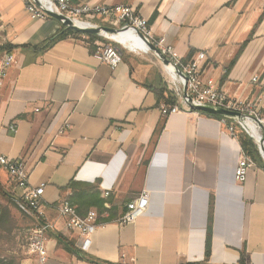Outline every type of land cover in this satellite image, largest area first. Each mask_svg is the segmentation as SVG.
Instances as JSON below:
<instances>
[{
    "label": "crops",
    "instance_id": "1",
    "mask_svg": "<svg viewBox=\"0 0 264 264\" xmlns=\"http://www.w3.org/2000/svg\"><path fill=\"white\" fill-rule=\"evenodd\" d=\"M83 1L135 7L149 18L155 38L165 37L183 60L204 51V74L264 112V0H74ZM98 19L116 28L111 18ZM61 25L53 17L33 19L23 0H0V45L39 44ZM108 36L123 42H113L123 53L116 68L72 37L42 54L12 50L17 61L1 86L0 155L23 159L31 186L45 184L42 201L55 231L76 246L78 233L54 209L62 199L98 189L118 218L149 191V207L134 222L112 220L91 236L85 252L103 262L178 264L182 255L206 264L213 199L209 264H237L243 249L250 264H264V161H253L245 181L238 180L235 171L246 153L221 118L197 112L164 118L148 85L166 83V64L148 45ZM6 53L0 51V61ZM72 180L74 189L62 191ZM0 183L19 196L1 163ZM74 204L80 213L87 210ZM47 264L96 263L50 236Z\"/></svg>",
    "mask_w": 264,
    "mask_h": 264
},
{
    "label": "built area",
    "instance_id": "2",
    "mask_svg": "<svg viewBox=\"0 0 264 264\" xmlns=\"http://www.w3.org/2000/svg\"><path fill=\"white\" fill-rule=\"evenodd\" d=\"M27 10L33 19L50 18V13H58L67 17L72 24L79 29L98 28L101 25L94 22L95 19L109 17L113 25L118 28L115 35L135 32L146 43V40L155 44L170 64L167 68L166 83L170 91L176 96V103L162 104L161 114L164 118L174 113L191 114L199 113L193 109L195 106H214L234 110L242 117L250 118L255 127L249 129L237 118L222 116L221 121L227 126L229 132L237 138L236 124L251 134L264 161V112L258 104L253 103L244 96L231 97L228 92L215 84L214 79L204 74L203 64L206 60L204 51L197 52L192 58L184 61L178 56L175 49L167 42L165 37L155 38L149 25V18L143 16L135 7L126 5H105L92 1L74 2V0H23ZM84 32V31H83ZM110 43L96 41L98 49L94 53L99 59L107 62L112 68H116L122 62L121 51L114 43H123L108 32L100 33ZM83 38H87L83 35ZM112 41V42H111ZM114 42V43H113ZM147 44V43H146ZM17 61L13 52H7L0 61V96L1 86L7 77L8 69ZM254 76L252 81H258ZM230 120V123H229ZM0 163L10 172L13 181L20 190L18 198L20 208L33 216L36 220L28 230L23 245L20 264H47L49 257L50 232L56 230V222L50 220L47 206L42 201L45 184L31 186L30 170L26 168L23 159H12L6 155H0ZM254 165L252 158L244 154L236 168V178L245 181L249 169ZM110 192L105 191L104 197H109ZM150 193L143 190L138 196L127 204V210L115 221L120 224L134 222L146 212L149 207ZM105 207L110 208L109 202ZM58 217L64 219L66 227L76 231L79 235L77 247L87 250L91 243V236L98 227L104 226L97 209H90L85 215L78 212L77 206L68 198H64L55 206Z\"/></svg>",
    "mask_w": 264,
    "mask_h": 264
},
{
    "label": "trees",
    "instance_id": "3",
    "mask_svg": "<svg viewBox=\"0 0 264 264\" xmlns=\"http://www.w3.org/2000/svg\"><path fill=\"white\" fill-rule=\"evenodd\" d=\"M156 12L153 15L156 16ZM264 14H262L263 16ZM83 35H86L87 38H83ZM74 38L77 42H82L86 44L90 51L92 53H95L98 49V46L95 44L96 41H101L103 43H109L101 34H95V33H89V32H83L79 30H74L72 28H69L65 26L64 24L61 25V29L57 31L54 35L47 38L43 42L39 44H22V45H15L12 43H6L0 45V51H7L12 52L13 49L16 48H22V49H32L36 51L39 54L45 53L46 51L50 50L52 47H54L59 41L67 39V38ZM245 46V43L241 46L239 51L236 53L235 57L231 61L230 65L227 67L225 75L223 78H226L229 71L237 61L238 57L240 56L243 48ZM195 52L194 49H191L189 58L193 55ZM189 60V59H187ZM186 59L184 61H187ZM148 87L152 88L156 98H157V104L158 106H161L162 104H174L176 103L177 99L175 94L169 90L166 83H160L156 86H150ZM200 114H207L211 116H215L218 118H222V116L210 114L206 112H199ZM230 123V120H229ZM160 129H157L156 133H158ZM236 133L237 137L240 141V144L242 146L243 151L249 155L253 161L255 162H262V157L259 153L258 147L254 141V138L251 134H249L247 131H245L241 126L236 124ZM99 181L97 180L95 184H93V188L98 187ZM75 182L72 180L67 186L62 187V191H65L67 189H74ZM0 196L2 197H8L11 206H4L0 203V239L4 240V243L1 242L0 246V264H20V260L22 258V252H20V255L16 254H6V251H8V248H5L6 242L10 245L13 241H15V237L12 236L16 225L14 220L11 216V207L18 210V212L21 214V216L26 221L25 226V234L28 232V230L32 227L33 223L35 222V218L31 216L30 214L23 211L18 202V198L8 192L0 183ZM70 199L73 203H75L76 200H78L82 206L87 205L86 213L90 210L91 207H95L100 215H104L105 213H108L107 217L102 218L103 221L109 222L112 220H116L117 218H113L115 216V209L114 206L107 208L105 207V203L110 201V199H104L100 196V192L98 189L95 190V192L89 194H86L84 192L78 193L77 195L71 196ZM75 200V201H74ZM80 205V206H81ZM48 209V208H47ZM54 209H56L54 207ZM78 209V208H77ZM127 210V207H126ZM125 210V211H126ZM78 212L80 213V209H78ZM85 212H81V215H85ZM212 212H213V199H211V206H210V215H209V222H208V229H207V236H206V246H205V262L206 264H209L210 258H211V252H212ZM50 236L55 237L58 240L59 244L64 245L66 248L70 249L72 252H75L80 258H86L90 261H93L96 264H111L103 262L97 258H94L92 256H89L85 251L79 249L75 241L68 240L62 233L58 231H51ZM8 245V246H9ZM178 264H198V263H191L186 260L182 255L179 256V263ZM237 264H250V258L249 254L246 249L241 250V256Z\"/></svg>",
    "mask_w": 264,
    "mask_h": 264
},
{
    "label": "water",
    "instance_id": "4",
    "mask_svg": "<svg viewBox=\"0 0 264 264\" xmlns=\"http://www.w3.org/2000/svg\"><path fill=\"white\" fill-rule=\"evenodd\" d=\"M51 17L59 20L60 22H62V24H64L65 26L72 28L74 30H79V31H84V32H89V33H95V34H100L102 32H108V33H112V34H116L118 32L117 28H113V27H106V26H100L98 28H88V29H79L78 27L74 26L72 24V21L70 19H68L65 16H62L58 13H50ZM147 45L151 48V50L166 64L169 65L171 62L169 60V58L164 55L162 53V51L152 42H149L146 40ZM123 55V53L121 52V56ZM194 110L196 111H201V112H206V113H210V114H215V115H219V116H226L229 118H233L239 115L238 112L234 111V110H230V109H226V108H222V107H214V106H195L193 107Z\"/></svg>",
    "mask_w": 264,
    "mask_h": 264
},
{
    "label": "rangeland",
    "instance_id": "5",
    "mask_svg": "<svg viewBox=\"0 0 264 264\" xmlns=\"http://www.w3.org/2000/svg\"><path fill=\"white\" fill-rule=\"evenodd\" d=\"M98 20H100V22L107 23L106 21H109L110 19L109 17H106L104 18L105 20L104 21L103 17H100ZM0 203L4 206H11V202L8 197L0 196ZM11 211H12L11 213L12 219L14 220L16 225V228L12 234V236L15 237V241L10 243V245L6 242V245L4 247L9 249L8 251H6V254L8 253L13 254L15 252L14 254L20 255V252L23 251V245L27 236V233L25 234L26 221L18 212V210L11 207ZM1 242L4 243V240L0 239V246H1Z\"/></svg>",
    "mask_w": 264,
    "mask_h": 264
},
{
    "label": "bare ground",
    "instance_id": "6",
    "mask_svg": "<svg viewBox=\"0 0 264 264\" xmlns=\"http://www.w3.org/2000/svg\"><path fill=\"white\" fill-rule=\"evenodd\" d=\"M120 36L128 38V39H133L135 41H138L144 45H147L140 37L138 34H136L135 32H128L126 34H120ZM233 118H237L239 121H242V123L249 129V127H255L254 122L247 117H244L242 120V117L240 115L233 117Z\"/></svg>",
    "mask_w": 264,
    "mask_h": 264
}]
</instances>
